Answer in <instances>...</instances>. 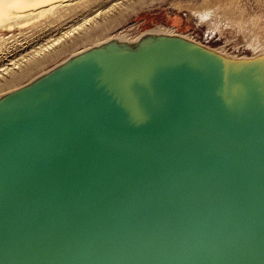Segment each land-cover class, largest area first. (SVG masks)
Segmentation results:
<instances>
[{
    "label": "water",
    "instance_id": "obj_1",
    "mask_svg": "<svg viewBox=\"0 0 264 264\" xmlns=\"http://www.w3.org/2000/svg\"><path fill=\"white\" fill-rule=\"evenodd\" d=\"M102 45L0 96V264H264V52Z\"/></svg>",
    "mask_w": 264,
    "mask_h": 264
},
{
    "label": "rangeland",
    "instance_id": "obj_2",
    "mask_svg": "<svg viewBox=\"0 0 264 264\" xmlns=\"http://www.w3.org/2000/svg\"><path fill=\"white\" fill-rule=\"evenodd\" d=\"M66 15L68 18L63 23L67 24L62 23L64 27L71 24L75 26L76 23L78 26L83 22L80 13ZM46 16L43 15L40 25L34 28L31 25L0 28V55L10 51L14 45H28L23 48L27 50L43 41L42 37L48 38L44 37L46 34L58 35V30L63 26L55 25L53 17ZM240 21L243 23L238 24ZM145 31L179 34L226 55L251 57L264 52V0H144L135 9L120 15L109 28L77 37L75 42L45 58L32 69L24 71L8 84L0 86V96L26 84L34 76L75 52L93 47L109 38L132 40ZM74 35L77 36L78 32ZM5 62L7 61L4 60L3 63Z\"/></svg>",
    "mask_w": 264,
    "mask_h": 264
},
{
    "label": "bare ground",
    "instance_id": "obj_3",
    "mask_svg": "<svg viewBox=\"0 0 264 264\" xmlns=\"http://www.w3.org/2000/svg\"><path fill=\"white\" fill-rule=\"evenodd\" d=\"M143 2L144 0H0L1 29H12L14 27H23L26 25H31L34 28L40 25V19L43 15H47L46 17L52 16L54 19L53 22L56 23L55 25H62V23L68 18L66 14L69 13H80L83 20V22L78 26H76V23L75 26L74 24H71L68 27H64L67 22L63 23V28H61L60 31L58 30V35L57 33L46 34L44 37L48 38L42 37L43 41L37 42V45H32L30 49H23L27 48L28 45L22 47V44H17L14 45L10 51L1 54L0 62L2 63L0 64V86L8 84L21 76L24 71L32 69L45 58L59 52L66 45L75 42L77 37L86 36L91 32H95L103 28H109L114 25L120 15L128 12L129 10L135 9ZM51 23L52 21L49 24ZM240 23L242 24L243 22L240 21L238 24ZM75 32H78L77 36L74 35L76 38L73 36ZM158 37H177L192 42L191 39L179 34H170L161 31H145L132 40L109 38L98 43L97 46L106 43L102 46H109L114 49L118 48L121 51L134 52L143 44H146ZM212 50L224 55L229 60L234 57L225 55L214 49ZM84 51L87 50L84 49L71 54L69 57L57 63L49 70L43 71L34 76L28 82L33 80L35 81L38 78L47 75L49 72L60 68L67 62H70L74 58H77L85 53ZM10 56L11 59L8 60V57ZM4 60L7 62L3 63Z\"/></svg>",
    "mask_w": 264,
    "mask_h": 264
}]
</instances>
